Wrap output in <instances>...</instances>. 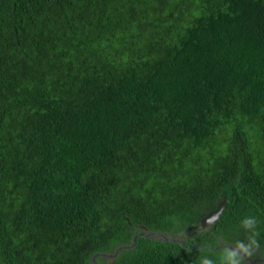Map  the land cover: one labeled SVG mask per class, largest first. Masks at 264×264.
<instances>
[{"label": "trees", "instance_id": "1", "mask_svg": "<svg viewBox=\"0 0 264 264\" xmlns=\"http://www.w3.org/2000/svg\"><path fill=\"white\" fill-rule=\"evenodd\" d=\"M245 217L264 251V0H0V264L217 261Z\"/></svg>", "mask_w": 264, "mask_h": 264}, {"label": "clouds", "instance_id": "2", "mask_svg": "<svg viewBox=\"0 0 264 264\" xmlns=\"http://www.w3.org/2000/svg\"><path fill=\"white\" fill-rule=\"evenodd\" d=\"M256 225L257 220L255 217L243 218L241 220V227L250 233L246 238L247 242L237 240L234 242L233 246L224 245L225 247L220 251V253H218L217 261H213L211 258L203 256L198 259L196 264H243L245 259L247 260L246 264H249V259H251L252 263L259 261V263L261 262L263 264V260L259 258L254 259L253 257L254 250L259 248V242L257 239L259 232L256 230ZM261 253H264V251H261Z\"/></svg>", "mask_w": 264, "mask_h": 264}, {"label": "water", "instance_id": "3", "mask_svg": "<svg viewBox=\"0 0 264 264\" xmlns=\"http://www.w3.org/2000/svg\"><path fill=\"white\" fill-rule=\"evenodd\" d=\"M223 208H224V199H222V200L220 201V203L218 204L217 208H216L214 211L210 212L208 215H206L205 217H203V218L201 219V227L204 228V227H207V226L213 224V222H214L215 220H217V218H218L219 215L221 214ZM138 234H142V235H144V236H149V235H150V234L147 233V232H140V233H138ZM138 234H136V235H134V236L132 237V243L130 244V246L134 245L135 240H136V236H137ZM164 240H176V239L168 238V237H164ZM181 242H182V241H181ZM123 247H127V245H125V246H123ZM230 247H231V246H230ZM119 249H120V248H116L112 254H104V255H107L108 257L113 258V257L117 254V252L119 251ZM97 254H102V253H96V254H94V255L92 256V259H93V260H94V256L97 255ZM94 264H96L95 261H94Z\"/></svg>", "mask_w": 264, "mask_h": 264}, {"label": "flooded vegetation", "instance_id": "4", "mask_svg": "<svg viewBox=\"0 0 264 264\" xmlns=\"http://www.w3.org/2000/svg\"><path fill=\"white\" fill-rule=\"evenodd\" d=\"M259 254H260V252H258L257 254L253 255V257L259 258V259L264 261V254L263 255H259ZM256 258H254V259H256ZM248 262H250L249 264H255V262L254 263L251 262V259H249ZM256 263H259V261H256Z\"/></svg>", "mask_w": 264, "mask_h": 264}, {"label": "rangeland", "instance_id": "5", "mask_svg": "<svg viewBox=\"0 0 264 264\" xmlns=\"http://www.w3.org/2000/svg\"><path fill=\"white\" fill-rule=\"evenodd\" d=\"M258 253V251L257 250H254V252H253V255H255V254H257ZM261 253V252H260ZM264 253H261L260 255H263ZM254 258H256V257H254ZM250 263V262H249ZM255 264H257V263H255Z\"/></svg>", "mask_w": 264, "mask_h": 264}]
</instances>
